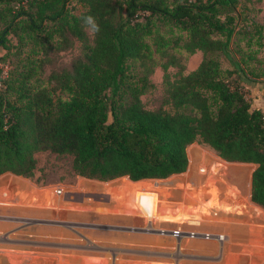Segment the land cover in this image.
Here are the masks:
<instances>
[{"label":"trees","instance_id":"trees-1","mask_svg":"<svg viewBox=\"0 0 264 264\" xmlns=\"http://www.w3.org/2000/svg\"><path fill=\"white\" fill-rule=\"evenodd\" d=\"M235 8L236 0H0V48L8 49V36L16 49L80 47L67 69L49 75L51 88L36 85L32 63L7 70L0 176L31 178L34 155L47 151L70 156L74 175L86 180H163L184 173L186 148L203 144L224 162L255 166L249 201L264 215V111L250 108L217 57L235 34ZM87 17L99 26L91 41ZM250 26L240 40L258 63L262 26ZM195 51L202 59L193 71L172 82L164 74L172 112L146 110L140 97L156 57L168 58L159 65L165 72Z\"/></svg>","mask_w":264,"mask_h":264},{"label":"rangeland","instance_id":"rangeland-1","mask_svg":"<svg viewBox=\"0 0 264 264\" xmlns=\"http://www.w3.org/2000/svg\"><path fill=\"white\" fill-rule=\"evenodd\" d=\"M233 15L236 16L235 34L229 40L226 54H217L219 65L222 70L232 72L231 79L237 82L250 108L264 111V0H236ZM250 22L262 26L263 31V46L256 53L258 63L246 59L244 41L240 40L242 33L253 32ZM85 33L91 41V31L85 28ZM15 45V39L8 36V49L0 48V84L7 70H13L18 64H27L24 69L31 68L32 63L36 85L51 88L49 75L67 69L80 54L78 44L63 50L54 45L33 48L29 44L22 49H16ZM201 59L200 51L177 56L176 63L167 66L164 72L159 65L168 58L156 57L155 66L148 74L151 87L140 97L143 107L171 113L166 101L164 74L172 82L179 75L193 71ZM250 69L253 74L248 72ZM186 155L188 165L179 176L139 182L127 178L104 182L110 206L102 208L96 207L103 203L102 199L83 189L95 186L82 185L86 182L84 178L74 175L70 156L47 151L36 153L37 169L31 178L7 176L0 180V185L7 184L23 192L18 201L22 207L0 208L2 230L22 235L12 236L14 239L8 241L0 239V244L31 251L25 254L0 252V264L6 261L9 264L18 261L109 264L114 255L132 258L136 260L134 264H263L264 215L248 198V179L254 165L224 162L203 144L189 145ZM56 189L62 190L60 196L55 195ZM148 192L156 199H153L156 228L168 229L173 227L171 223L197 220L199 231L223 235V242L188 241L179 245L178 250L170 239L146 234L142 231L144 223L136 209V199L140 193ZM67 198L69 205L61 203ZM0 201L10 203L8 197ZM19 219H25L27 224L19 227Z\"/></svg>","mask_w":264,"mask_h":264},{"label":"built area","instance_id":"built-area-1","mask_svg":"<svg viewBox=\"0 0 264 264\" xmlns=\"http://www.w3.org/2000/svg\"><path fill=\"white\" fill-rule=\"evenodd\" d=\"M1 72V71H0ZM203 170H199V173H202ZM55 195L60 196L62 194V190L56 189ZM6 195V194H5ZM6 197V196H4ZM154 196L152 193H140L136 199V209L140 214L141 219L144 223V231L146 234L155 235L158 237L168 238L172 242H174L176 249H180L179 245L183 242L188 241H214L216 243L223 242L224 236L223 235H212L208 232L199 231L198 228L200 226V222L197 220L188 219L184 222L180 223H171L173 227L171 228H156L154 226L155 217L153 216L156 210V202L153 204ZM156 201V199H155ZM6 204V203H5ZM2 217H0V220ZM2 221V220H1ZM25 219H19L18 224L21 225L19 227H23L27 224ZM170 223V222H164ZM3 240H9L8 235L4 234Z\"/></svg>","mask_w":264,"mask_h":264},{"label":"crops","instance_id":"crops-1","mask_svg":"<svg viewBox=\"0 0 264 264\" xmlns=\"http://www.w3.org/2000/svg\"><path fill=\"white\" fill-rule=\"evenodd\" d=\"M36 169L37 168H35V170ZM35 170H34V172H35ZM179 175H181V174H179ZM179 175H171L170 177L179 176ZM7 176L14 177V176L10 175L9 173H5V174H2L0 176V180H3L2 178L3 177H7ZM84 181H86V182L82 183V185H85V186H92L93 185L92 187L95 186V188L92 189L91 187L90 188L86 187V189L85 188H83V189L85 191H87L89 194L98 195V198H101L102 201H103V203H101L100 206H96V207H102V208L109 207L110 206L109 198H108L107 193L105 192V190L103 188V185L105 183L97 182V181H94V180H86V179H84ZM249 181H250V179H248V198H249ZM92 183H94V184H92ZM20 193L23 194L22 191L18 190L17 188H15L13 186H9L7 184L0 185V200L5 199L6 197H8L9 201H10V203L9 202H1L0 201V208L4 207V206H8V205H11V206H14V207H18V208L22 207L21 205L18 204V201H20V197H21ZM4 196H6V197H4ZM88 196L89 195H86V197H88ZM56 201H55V203L58 202V201L57 202ZM69 201H70L69 198H67V199L63 200V202H61V203L69 205V203H70ZM179 201H180V199L178 200V202ZM87 205L88 206H91V205L94 206L95 204H91V205L87 204ZM66 209H69V208L67 207ZM0 223H2L1 220H0ZM3 227H4V225L0 224V239L1 240H3L2 238L4 237V234L8 235L9 239L12 236H16L17 237L18 235H22L21 232H17V233L6 232V231L2 230ZM11 239H14V238H11ZM0 252H5V253H24L25 254V253H30L31 251L22 249L19 246H15V245H12V244H10V246L9 245L3 246L2 244H0ZM111 260H110L109 264H134L136 262V260H134L132 258H125V257L123 258V257H120V255H118V256L114 255V257L111 258ZM4 264H9V263L6 261V263H4ZM17 264H25V263H24V261H18Z\"/></svg>","mask_w":264,"mask_h":264},{"label":"clouds","instance_id":"clouds-1","mask_svg":"<svg viewBox=\"0 0 264 264\" xmlns=\"http://www.w3.org/2000/svg\"><path fill=\"white\" fill-rule=\"evenodd\" d=\"M85 23L90 27V30L92 33H98L99 32V26L95 22L93 17H87L85 19Z\"/></svg>","mask_w":264,"mask_h":264}]
</instances>
